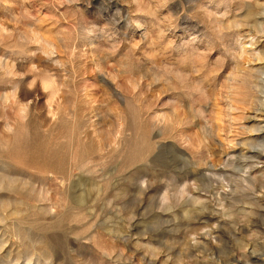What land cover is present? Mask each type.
Instances as JSON below:
<instances>
[{"label": "rangeland", "instance_id": "374dc122", "mask_svg": "<svg viewBox=\"0 0 264 264\" xmlns=\"http://www.w3.org/2000/svg\"><path fill=\"white\" fill-rule=\"evenodd\" d=\"M258 24L264 0H0V177L32 188L26 209L0 190V264H208L264 247V166H234L260 135ZM214 150L233 163L217 170L237 176L234 205L223 175H199Z\"/></svg>", "mask_w": 264, "mask_h": 264}, {"label": "bare ground", "instance_id": "6f19581e", "mask_svg": "<svg viewBox=\"0 0 264 264\" xmlns=\"http://www.w3.org/2000/svg\"><path fill=\"white\" fill-rule=\"evenodd\" d=\"M260 24H262V23H260ZM257 29H258V32H261V33H263L264 32V26H261V25H257ZM253 91H254V95L252 96V98L254 99V103H256V104H254V106H253V104H251L252 106H253V108H255V113H257V114H261L260 116H257L256 114L255 115H253L251 118H250V122H252V125H250V130H251V132H254V133H259L260 135H262V133H263V130H264V125H262L261 126V122H259V121H257V117H262V118H264V69H259L258 70V72H257V75H256V78H255V83H254V89H253ZM255 100H256V102H255ZM189 106V105H188ZM166 119H167V117H166ZM204 121V120H203ZM214 121H216V120H214ZM203 123V122H202ZM206 123V122H205ZM204 123V124H205ZM219 124V123H218ZM207 125V124H206ZM209 125V124H208ZM201 126V125H200ZM214 126H215V124H214ZM217 126V125H216ZM202 127V135H203V137H204V140L203 141H205L206 142V144H207V140L208 139H213V134H212V131L210 130V128H208L207 126H201ZM200 127V128H201ZM219 127H220V125H219ZM215 129H217V127H215ZM220 129V128H219ZM249 129V128H248ZM218 130V129H217ZM217 130H214L215 132H217ZM250 130H249V132H250ZM219 132H217L216 134H215V136L217 137V134H218ZM199 134V133H198ZM201 134V133H200ZM181 135H182V132H181ZM256 136L255 137V142L257 143L258 142V146H257V144L254 142V143H252L250 146H248V151H250V150H253V152L252 153H250L249 154V156L248 157H246V156H244V155H242V153L238 156L237 154L235 155V156H237V157H235L234 159L237 161L235 164H234V166L235 165H237V171L238 172H242V169L244 168V166L246 167L247 165H245L244 163H246V162H244L243 164L244 165H242L241 164V166H240V162L238 163V160L239 159H244V161L247 159V160H251V161H255V164H254V162L253 163H248L249 164V169H251L252 167H253V165H256V164H261V165H263L264 166V136ZM180 136V135H179ZM214 136V137H215ZM192 137V136H191ZM182 138V137H181ZM188 139H189V136L187 137ZM198 139V138H197ZM200 139V138H199ZM202 141V142H203ZM251 141V140H250ZM204 142V143H205ZM211 143H212V141H210ZM209 141H208V143H210ZM188 143H190V142H188ZM196 143V142H195ZM214 143V142H213ZM230 144V143H229ZM255 144H256V146H255ZM201 145V144H200ZM222 145V144H221ZM232 145H236L237 146V143L236 144H233L232 143ZM204 146V150H205V148L206 147H208L209 146V144L208 145H203ZM202 146V147H203ZM215 146V145H214ZM217 146H219V144L217 145ZM228 146V145H227ZM230 146V145H229ZM228 146V147H229ZM244 145L242 144V146H241V149H242V147H243ZM170 147V146H169ZM175 147V146H174ZM228 147H227V150H228ZM235 147V146H234ZM239 147H240V145H239ZM247 147V146H246ZM173 148V147H172ZM171 148V149H172ZM194 148V147H193ZM198 148V147H197ZM211 148V147H210ZM212 148H214L213 146H212ZM216 148V147H215ZM214 148V149H215ZM218 148H220V147H218ZM223 148V147H222ZM233 148V147H232ZM177 149V148H176ZM191 149H192V147H191ZM196 149V148H195ZM245 149V148H244ZM243 149V150H244ZM247 149V148H246ZM193 150V149H192ZM198 150V149H197ZM240 150V149H239ZM183 151V150H182ZM207 150H205V152H206ZM226 151V150H225ZM175 152V151H174ZM220 152V151H219ZM218 152V153H219ZM222 152V151H221ZM227 152V151H226ZM232 152H233V150H232ZM217 153V151L215 152V150L213 151V152H210V157L209 158H207L206 159V157L205 156H203V157H205V161H204V163H203V168H202V172L200 171V176H201V178L204 180V179H206V180H208L209 182H211V183H215L216 182V178L217 177H220L219 175H223V180L228 184V187H229V190H228V193H226V194H224V195H220V198L221 199H223L224 200V202H228L229 200H231V196H232V194H233V189H232V184H231V182H232V178H234L236 175H234V174H231V172L230 173H228V169H227V171L226 172H223V171H220V170H217V168L219 167V166H221V165H223V167H227V166H229V164H233L232 163V161H230V160H227V161H225V163H223V161L222 160H219V159H217L218 158V154ZM223 153V152H222ZM221 153V154H222ZM225 153V152H224ZM249 153V152H248ZM247 153V154H248ZM180 154V153H179ZM200 154V153H199ZM208 154V153H207ZM244 154H246V153H244ZM209 155V154H208ZM212 156H214V157H216V159L215 158H213ZM220 156V155H219ZM176 157V156H175ZM223 157H224V154H223ZM246 157V158H245ZM182 158V157H181ZM200 158V160H201V157H199ZM221 158V157H220ZM179 159H180V157H179ZM197 159V158H196ZM203 159V158H202ZM209 159H210V161H209ZM246 160V161H247ZM187 162H188V160H186ZM234 161V160H233ZM185 164H187V163H185ZM189 164V163H188ZM221 168V167H220ZM224 168V169H225ZM235 168V167H234ZM255 169V168H254ZM195 170V169H194ZM200 170V169H199ZM252 170V169H251ZM192 171V170H191ZM205 171V173L207 172V173H209L210 174V177H207L206 176V174H203V172ZM233 171V170H232ZM244 171H245V169H244ZM186 172H187V170H186ZM246 172V171H245ZM249 172V171H248ZM186 174V173H185ZM237 174V173H236ZM244 174V173H243ZM247 174V173H246ZM193 175V174H192ZM198 175V174H197ZM238 175V174H237ZM242 175V174H241ZM182 176V175H181ZM237 177V176H236ZM235 177V178H236ZM253 177V176H252ZM177 178V177H176ZM190 178V177H189ZM195 178V177H194ZM199 178V177H198ZM241 178H243V177H241ZM184 180V179H183ZM186 180V179H185ZM234 180V179H233ZM238 180H239V178H238ZM243 181H247V178H244V179H242ZM175 181V180H174ZM202 181V180H201ZM251 181H252V179H251ZM203 182V181H202ZM201 182V183H202ZM221 182V181H220ZM224 182V183H225ZM234 182H237V181H234ZM250 182V181H249ZM253 182V181H252ZM205 183V182H204ZM203 183V184H204ZM224 183H223V185H224ZM233 183V182H232ZM239 183H242L241 181H239ZM254 183V182H253ZM206 184H207V182H206ZM205 184V185H206ZM209 184V183H208ZM221 183H219V185H220ZM243 184V183H242ZM236 185V184H235ZM241 185V184H240ZM240 185H238V186H240ZM248 185V184H247ZM198 186V185H197ZM214 186V185H213ZM221 186V185H220ZM234 186V185H233ZM244 187H247V186H245V184L243 185ZM208 187V190H210L209 188H211V191L209 192L210 193V195L212 196V197H215V193L214 192H212V191H214V187H212L211 186V184H210V186H207ZM217 187V186H216ZM242 187V186H241ZM241 187H238L239 189L238 190H240V188ZM220 188V187H219ZM221 188H223V187H221ZM235 188H236V186H235ZM248 188V187H247ZM252 188V187H251ZM205 190V189H204ZM227 192V191H226ZM240 192V191H239ZM251 192V191H250ZM250 192H248V194L250 193ZM223 193V192H222ZM245 193H247V192H245ZM244 193V194H245ZM218 194V193H217ZM235 194H237V193H235ZM241 194V193H240ZM239 195V194H238ZM241 196H242V194H241ZM248 196V195H247ZM211 197V198H212ZM243 197V196H242ZM236 199V198H235ZM214 201V200H213ZM218 201V200H217ZM232 201V200H231ZM214 202H216V201H214ZM219 202V201H218ZM232 203H233V201H232ZM231 203V204H232ZM227 205V204H226ZM233 205H234V203H233ZM229 206V205H228ZM228 208V207H227ZM231 208V207H230ZM264 208V207H263ZM263 211V210H262ZM257 212V211H256ZM258 222H260L261 224L262 223H264L263 221L261 222V220H260V218H259V220H258ZM220 230H222V229H220ZM224 231V230H223ZM226 232V231H225ZM225 232L223 233L224 235H225ZM219 233V232H218ZM211 234V233H210ZM220 234H221V232H220ZM222 234V235H223ZM244 234V233H243ZM226 236V235H225ZM227 238V237H226ZM230 240H232L231 242H232V244H233V247H235V245H236V242H234L233 243V241H234V238H232L231 239V237H230ZM204 241V240H203ZM208 241V240H207ZM209 241H210V239H209ZM201 243H203V242H201ZM213 243V242H212ZM249 243V242H248ZM251 243V242H250ZM235 244V245H234ZM242 243H240V245H241ZM197 245H200V244H197ZM202 245V244H201ZM203 245H204V243H203ZM230 245V244H229ZM237 245H239V244H237ZM236 245V246H237ZM249 245H251V244H249ZM216 246H218L217 244H215V247ZM247 246V245H246ZM196 247V246H195ZM194 247V248H195ZM228 247H231V246H228ZM243 247H244V245H243ZM252 247V246H251ZM260 249H259V251L257 252H255V251H249V254H248V257H246V256H244V255H234L233 253H232V250L231 251H228V253H226V255L224 256V257H222L221 255V257H219L218 256V251H216V250H213V251H210V252H206L207 254H206V257H208L209 259H210V261L208 262V264H264V262L262 261V260H260V258L262 259V258H264V247H262L261 246V244H260ZM198 248V247H197ZM211 248V247H210ZM238 248H239V246H238ZM237 248V249H238ZM246 248H248V246L246 247ZM209 249V248H208ZM231 249V248H230ZM245 249V248H244ZM251 249V248H250ZM254 249V248H253ZM203 250V249H202ZM201 250V251H202ZM209 250H211V249H209ZM236 251V250H235ZM247 251V252H248ZM204 252V251H203ZM239 252H240V250H239ZM252 256H255L254 257V259H251V257ZM205 259V258H204ZM206 260H207V258H206ZM205 260V261H206ZM202 263V262H201Z\"/></svg>", "mask_w": 264, "mask_h": 264}, {"label": "water", "instance_id": "95a60500", "mask_svg": "<svg viewBox=\"0 0 264 264\" xmlns=\"http://www.w3.org/2000/svg\"><path fill=\"white\" fill-rule=\"evenodd\" d=\"M3 176L0 177V190H5L8 193H12L14 195H18L17 192L21 191L23 193L24 202H22L21 198L19 199V202H16L15 205L19 206L20 208L26 209L28 207V204H26L29 201L28 195L32 192V188L30 190H24L25 186L17 184L15 180L6 178L5 174H9L8 169H3ZM10 183V186L9 184ZM19 196V195H18ZM13 205L10 202L2 201L0 200V209H5L6 207ZM15 207V206H14Z\"/></svg>", "mask_w": 264, "mask_h": 264}]
</instances>
